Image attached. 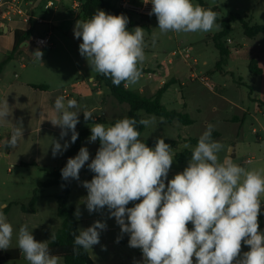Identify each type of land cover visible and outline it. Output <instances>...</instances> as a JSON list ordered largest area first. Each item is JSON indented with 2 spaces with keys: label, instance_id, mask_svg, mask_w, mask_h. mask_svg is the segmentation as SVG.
<instances>
[{
  "label": "clouds",
  "instance_id": "obj_1",
  "mask_svg": "<svg viewBox=\"0 0 264 264\" xmlns=\"http://www.w3.org/2000/svg\"><path fill=\"white\" fill-rule=\"evenodd\" d=\"M152 5L149 15H155L160 33H207L217 24V13L205 9L193 0H144ZM128 18L97 10L91 18L79 20L75 38L81 39L79 52L98 74L110 78L114 86L125 88L138 83L140 65L145 61V31L137 26L129 31ZM156 37L153 36V45ZM42 61L43 53L32 54ZM75 99L65 105L63 95L56 97L54 113L49 120L61 128V138L71 131V143L78 138L76 126L81 112ZM85 121L93 113L82 112ZM10 115L5 100L0 105V122ZM155 118L124 117L113 125L95 123L90 127V142L100 147L88 169L95 175L82 182L87 189L84 198L89 213L109 210L121 233L129 234V246L142 251L144 264H264V232L259 215L264 202V168L246 169L233 161L230 154L223 160L219 153L224 145L212 139L213 126L199 137L191 152L187 167L168 179L174 161L172 147L164 138H157L155 147L140 139L137 124L144 127ZM163 122V118H161ZM22 125L15 126L5 147L15 149L23 138ZM55 157L62 151L58 141H52ZM69 147L65 142L63 150ZM185 147H188L185 145ZM90 159L86 147L69 158L61 169L62 179L79 180V173ZM167 181V183H166ZM138 203H134L137 202ZM134 203L133 207H128ZM0 205V250L11 246L13 226L7 221ZM80 216L79 210L76 212ZM192 228L189 229L188 225ZM106 223L94 222L90 227L73 232V252L92 249L100 242V231ZM51 240H55L51 236ZM247 245L249 250L242 251ZM17 247L28 264H60V257L50 253L48 241H37L27 225L19 228Z\"/></svg>",
  "mask_w": 264,
  "mask_h": 264
},
{
  "label": "rangeland",
  "instance_id": "obj_2",
  "mask_svg": "<svg viewBox=\"0 0 264 264\" xmlns=\"http://www.w3.org/2000/svg\"><path fill=\"white\" fill-rule=\"evenodd\" d=\"M47 1L45 0L40 7L35 8L30 17L35 21L49 20L59 0H51L54 6L49 10L45 8ZM109 1L118 7L124 1L134 6L143 4V0ZM204 2L210 9L217 10L220 19L227 20L233 14L243 18L250 25H264V0H204ZM193 3L199 4L197 0H193ZM68 5L69 9L64 10L65 13L67 12L66 17L61 19L60 23H63L60 26L52 27L47 23L36 24L34 34L36 38L50 34L51 45L40 47L32 44L33 52L24 53L21 59L28 68L23 70L21 63L15 61L11 64L10 71L26 80L50 85L53 89L61 91L67 90L69 94H72L79 107L71 111L81 112L78 115L79 123L76 131L90 130V127L95 124L85 121L82 113L85 110L93 113L92 121L100 119L106 126L111 125L113 120L124 118L128 113L127 108L130 107L128 104L119 103L105 86L97 83L99 74L92 71L87 59L79 52L82 38L78 39L74 36L75 25L81 20L80 14L78 17L74 16L72 5ZM133 15L138 21L135 27L139 26L145 31L146 59L140 65L145 70L140 80L128 89L152 98L167 83L166 91L160 100L161 105L170 111L187 114L194 121V124L184 126L178 121L169 123L163 119L161 122L160 117L144 111L140 112L143 119L155 118L153 124L145 127L142 139L164 138L175 144L172 148L174 161L168 173V179H172L175 174L187 167L188 161L180 164L176 156L191 153L209 124L213 126L212 134L220 135L213 140L224 145V149L218 154L221 160L232 151L233 161L240 166L246 169L264 168V108L258 106L259 103H264V36L247 38L242 25L239 22L232 23L231 34L223 41L229 54L225 62L217 67L221 55L213 37L219 33L220 28H214L207 33L163 34L158 29L156 16L149 15L152 18L149 22V32L144 26L145 23L139 21L140 16L144 14L133 12ZM64 21L70 22V25H65ZM72 21H76L75 25ZM153 36L156 37L154 45ZM37 49L43 53L41 62L32 55ZM253 59L258 61L263 71L261 75L250 71L249 64ZM72 84L88 86L93 93L92 100L86 103L80 94L70 88ZM99 90L102 94L98 95ZM14 93V91L11 92L9 97ZM50 119L51 117L47 115L46 128L41 137L47 164H52L55 159L52 154V141H58L62 148L65 144V137L61 138V135L57 133L60 127L54 126ZM69 134H71L70 130H68V136ZM93 143L88 140L85 145L90 159L94 156ZM44 166V168L22 169L15 165L11 167L8 161H0V205L7 204L8 209H4V213L7 221L13 226L11 246L8 249L18 248L17 235L22 225L28 226L37 241H48V243L51 241V235L62 226V219L57 214L56 201L53 197L60 191L59 187L46 189V197L36 205L39 214L35 215L31 212L33 209L31 199L38 184L48 179V171L54 170L52 165L44 164ZM9 168L13 169L12 173ZM75 202L77 201H72V204ZM134 203H130L128 207H133ZM262 203L259 222L264 224V202ZM79 205L86 208L84 200L79 201ZM116 224L113 217L111 223H106V227L116 226V230L100 231V242L111 245L103 253L95 252L92 247L93 256L103 264H113L120 256L122 262L142 261L144 264L142 251L139 248H131L127 244L129 234L121 233ZM188 227L191 230L192 225L189 224ZM119 240L125 244H121V252L116 244ZM248 250L249 247L243 245L241 255ZM4 264H28V262L22 254L21 259L6 261Z\"/></svg>",
  "mask_w": 264,
  "mask_h": 264
},
{
  "label": "trees",
  "instance_id": "obj_3",
  "mask_svg": "<svg viewBox=\"0 0 264 264\" xmlns=\"http://www.w3.org/2000/svg\"><path fill=\"white\" fill-rule=\"evenodd\" d=\"M80 3V19L81 20H87L91 18V16L97 11V10H103L108 14L112 15H125L129 23L127 25L128 30L132 31L135 29V26L138 24V21L133 15V12L127 9H124L122 6L118 7L112 4L109 0H76ZM197 2L203 6L205 9H210L204 2V0H197ZM217 13V24L220 25V31L217 33L214 37V43L216 48L219 50L221 58L220 61L217 64V67H220L221 64H223L226 60V57L229 54L228 48L224 45L223 41L228 38L232 31V23L239 22L242 25V28L244 30V35L247 38L253 39L256 38L258 35L264 36V25L254 24L250 25L249 22H246L243 20V18L237 16V15H231L227 20L220 19L218 17V12L216 9H211ZM152 18L149 17V15H142L139 18L140 22L145 23V28L150 32L149 22ZM30 27L27 31L24 30H15V43L13 50L7 55L5 60L0 63V73L2 72L3 68L9 62L12 60L17 54H19L24 48H21V46L29 42L34 34L35 30V23L34 21L30 20L29 22ZM249 69L253 74L261 75L263 73L262 69L259 67L258 61L256 59L251 60L249 64ZM142 73H144V69L141 68ZM98 84H101L102 86H105L110 95L117 100L121 104H128L130 107L129 112L125 117L129 118H135L137 121L143 119V117L140 115L141 111L146 112L147 114L154 115L160 118H163L165 121L169 123H173L175 121L180 122L184 126H190L194 124V121L189 117L187 114H182L176 111H170L166 109L164 106L161 105V98L166 91L167 83L160 88L154 97L148 98L145 96H142L138 93L132 92L127 88L124 87L123 83L120 86H114L111 79L107 78L101 74L98 75L96 79ZM32 87L40 90H46L47 87L45 85H33ZM261 108H264V103L261 102L258 105ZM122 119L118 118L111 122V125H113L117 120ZM89 123H103L102 120L96 119L95 121H87ZM137 130L141 133L140 139L146 143L149 147H155L156 139H150V140H144L142 139V134L145 131V127L142 125L137 124ZM78 133V138L75 141V143H71V135L70 134V148L65 154V158H74L81 147L83 146V143L87 138L90 137L91 131L90 130H81L76 131ZM219 133H213L212 139L219 138ZM165 142L168 143L172 148L174 147V142L168 139H165ZM97 143V150L100 147L99 141H96ZM96 150V152H97ZM191 156L190 152L184 153L182 155H177L176 160L178 163L183 164L187 161H189ZM66 163L61 165L60 167L48 171V179L45 182L39 183L33 197L31 199V205L34 207L37 203V201L43 197L44 192L46 189L59 187L60 191L57 192L53 197L55 198L56 204H57V214L62 219V226L61 228L53 235L55 237V240H51L49 244L50 253L53 255H56L64 260L65 264H96L92 258L89 255L88 250L80 249L79 255L74 254L73 248H74V237L73 232L77 233L79 232L78 228V220L76 215V210L69 206V198H70V192H71V184L72 180L69 178V180L65 181L62 179L61 176V169L64 168ZM20 166L28 167V166H36L35 164L30 163H21ZM95 174L90 171V181L93 178ZM263 204V203H262ZM262 206V205H261ZM8 207L5 208L7 210ZM26 211V209H24ZM260 225V231L264 232V225L262 222H259ZM129 244V240L127 241ZM22 257V252L19 250V248L14 249H7V250H0V264H4L6 261H14L19 260Z\"/></svg>",
  "mask_w": 264,
  "mask_h": 264
},
{
  "label": "crops",
  "instance_id": "obj_4",
  "mask_svg": "<svg viewBox=\"0 0 264 264\" xmlns=\"http://www.w3.org/2000/svg\"><path fill=\"white\" fill-rule=\"evenodd\" d=\"M44 1L45 0L33 1V4L30 8L31 16L33 15V10L37 7H40L44 3ZM75 2L76 0H67V2L66 0H59V4L58 6H55L54 13L51 15L49 20L41 19L35 21L33 18L30 17V20L34 21L35 23L34 34L36 32V24L47 23L49 26L52 27H55V25L60 26L61 23H63V22L60 23L61 19H64L66 17L67 12L65 13L64 10L67 11V9H69L68 4H71L72 13H73V5ZM74 16L78 17V14L77 15L74 14ZM64 23L65 25L66 24L70 25V22L64 21ZM72 23L75 25L76 21H72ZM29 27L30 24L25 23L22 19H17L13 22L2 24L0 26V63L5 60L7 55L14 48V43H15L14 31L15 30L27 31ZM34 34L29 42H26L21 46V48L24 49L19 54H17L12 60L7 62L2 72L0 73V105H2L6 100L9 106V113H10V115L7 117L8 119L7 122H0V161L2 160L8 161L11 164V167L15 165L22 169L44 168L45 167L44 164L52 165L54 166L55 169L60 167L64 163H67L68 158H65V154L70 148V144H71L69 137L70 134L69 136L68 135L65 136V142L69 143V147L66 150H63L62 148V151L55 156V159L52 162V164H47L45 162L46 161L45 151H44L45 149L41 145V137H43L44 134L43 131H45L46 128L45 122L47 115L52 118V115L55 111L54 102L56 97L63 95L65 97V105H67L66 102L69 99H74V96L70 94V98H68L66 95H64L65 90L61 91L58 89H53L50 85H45L47 87L46 90L36 89L32 86L44 85V84H38L36 82L26 80L25 78H22V76H18V74L14 72L11 73L10 71L11 64L15 61L21 63V68L23 70H26L28 68V66L25 63H22L21 59L24 56V53L33 52L31 45L35 44V40L38 38V37L36 38ZM48 35L50 36V34H47L46 36ZM70 88L73 91H75L77 94H80V96L84 98V101L86 103H89L93 98L92 90H90L88 86H75V84H72ZM13 91L15 92L14 95L9 97V94ZM97 94L98 95L102 94V91L99 90ZM129 110L130 108H127L128 112ZM19 125H22L24 129V133H23V138H21V140L18 143V146L15 149L5 147L6 138H9L14 127ZM57 133L61 135V128L60 130L57 131ZM88 140L89 138L85 140L82 147H85ZM93 147H94V156L92 159H94L96 155V150H97L96 142L93 143ZM92 159H89V161L86 162L85 166L81 169L79 173V180L73 179L71 184L69 206L74 208L76 212L77 210H79L80 216L77 217L79 230L90 227L96 221L111 223V220H113V218H109V210L106 207L105 209L89 213L87 208H82L79 205V201H83L84 198H86L87 196V189L82 186V182L90 181V170L88 169L87 165L88 163L91 162ZM21 163H30V164H35L36 166L23 167L20 166ZM9 171L12 173L13 169L9 168ZM45 197L46 195L44 192L42 198ZM42 198H40L37 201L36 205L42 200ZM75 200L77 202L72 204V201ZM56 208H57V204H56ZM31 212L35 215L39 214L38 206H36L34 210L32 209ZM116 228H117L116 226L110 228L106 227V229L98 230V231H106L108 229L116 230ZM116 244L117 246H119L118 249L119 252H121V244L125 245L124 242H121V240H119L116 242ZM110 245H111L110 243L103 244L102 242H99V244L93 246V249L95 252L99 251L100 253H103L104 251L106 252L107 248L110 247ZM88 252L90 257L96 264H103L93 256V254L91 253V249H88ZM116 259H117L116 262L113 264H143L142 261H138L136 263H126L124 261L122 262L121 256ZM60 260H62L60 261V264H65L63 259L60 258Z\"/></svg>",
  "mask_w": 264,
  "mask_h": 264
},
{
  "label": "built area",
  "instance_id": "obj_5",
  "mask_svg": "<svg viewBox=\"0 0 264 264\" xmlns=\"http://www.w3.org/2000/svg\"><path fill=\"white\" fill-rule=\"evenodd\" d=\"M34 0H0V26L2 24L13 22L17 19H22L25 23L30 22L31 6ZM54 6L52 1H48L45 8L48 10ZM124 9L130 10L132 12L141 13L144 15H149L152 5L150 3H144L141 6H134L128 1H124L121 5ZM73 13H80V3L76 1L73 5ZM35 44L40 47H48L51 45L50 36L38 37L35 40ZM64 94L70 98V94L67 90Z\"/></svg>",
  "mask_w": 264,
  "mask_h": 264
},
{
  "label": "water",
  "instance_id": "obj_6",
  "mask_svg": "<svg viewBox=\"0 0 264 264\" xmlns=\"http://www.w3.org/2000/svg\"><path fill=\"white\" fill-rule=\"evenodd\" d=\"M229 154L231 155L232 154V151Z\"/></svg>",
  "mask_w": 264,
  "mask_h": 264
}]
</instances>
